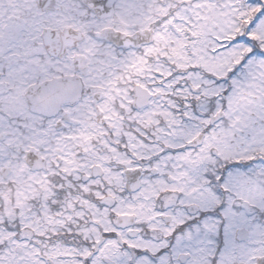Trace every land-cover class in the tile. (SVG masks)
<instances>
[{"label":"snow or ice","instance_id":"6c2138e0","mask_svg":"<svg viewBox=\"0 0 264 264\" xmlns=\"http://www.w3.org/2000/svg\"><path fill=\"white\" fill-rule=\"evenodd\" d=\"M0 264H264V0H0Z\"/></svg>","mask_w":264,"mask_h":264}]
</instances>
